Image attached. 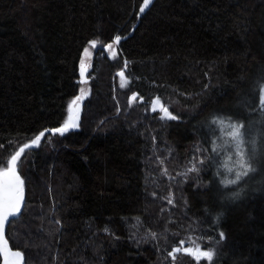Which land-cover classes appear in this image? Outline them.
Returning a JSON list of instances; mask_svg holds the SVG:
<instances>
[{"label": "trees", "instance_id": "obj_1", "mask_svg": "<svg viewBox=\"0 0 264 264\" xmlns=\"http://www.w3.org/2000/svg\"><path fill=\"white\" fill-rule=\"evenodd\" d=\"M144 3L0 0V172L24 147L27 192L8 239L25 264H264V175L237 198L213 143L264 123V0ZM93 41L80 127L52 132Z\"/></svg>", "mask_w": 264, "mask_h": 264}, {"label": "rangeland", "instance_id": "obj_2", "mask_svg": "<svg viewBox=\"0 0 264 264\" xmlns=\"http://www.w3.org/2000/svg\"><path fill=\"white\" fill-rule=\"evenodd\" d=\"M97 47L98 45L95 42V47H93L91 44V46L87 49L84 58L86 67H91L95 48ZM117 52L118 46L116 42H114L111 44V47L106 46L103 50V53L101 52V54L105 53L111 58H114ZM122 71L124 72L125 69ZM123 76L125 77V74H123ZM89 82L82 83L80 93L70 102L68 117L65 123L68 122L70 118H72L78 122L80 127L84 100L92 92ZM123 82L125 83V81ZM77 97H81V99L78 100L76 104H73V101L76 100ZM262 102L264 103V90ZM160 107L161 106H158L157 108L160 109ZM237 131H239V135H237ZM214 140V146H217L216 149L220 151L218 154L219 160H215L216 173L220 175V179L225 178L226 184L233 185V188L235 189L232 191V194H237L236 196L238 198L239 195H242L244 192H246L256 180L259 179L263 182L264 123L261 119H254L249 122L224 120L221 124L220 132L214 137ZM19 160L20 157L17 158V162ZM220 160H222V162H219ZM10 163L11 161L8 163L9 165L7 170L10 168ZM197 250L196 256L198 261L208 258L203 255V253H205L204 250Z\"/></svg>", "mask_w": 264, "mask_h": 264}, {"label": "snow or ice", "instance_id": "obj_3", "mask_svg": "<svg viewBox=\"0 0 264 264\" xmlns=\"http://www.w3.org/2000/svg\"><path fill=\"white\" fill-rule=\"evenodd\" d=\"M149 0H145L144 7L140 8V12L143 13L145 8L148 7ZM121 37L119 35L116 36V43H119ZM92 46L95 47V41L92 42ZM108 47H111L109 45ZM123 76V73H120ZM123 87V85H121ZM81 97H77L76 100L73 101V104H76ZM135 99V97H133ZM159 104V100L156 101ZM155 111L156 109L153 108ZM160 111L164 114V116L169 119H176L175 116L171 115L168 112L167 108H164L162 105L160 107ZM79 124L75 119L70 118L68 122L64 123L63 127L57 128L54 132H58L61 135L69 131L70 129L78 128ZM237 135H239V131H237ZM41 136H37L32 144L35 146H39ZM28 147V145H25ZM24 152V147L20 148L19 152L12 157L11 159V167L7 171L0 172V176L4 177L3 184H0V234L3 233L4 227L8 218L10 216H16L21 211V205L24 200V180L21 179L20 175L17 174L16 164L17 157L20 153ZM0 251H2L6 257V264H23L22 257L20 252L10 253L9 249L6 246V243L0 245ZM204 256L208 257L211 260V254L208 252L203 253Z\"/></svg>", "mask_w": 264, "mask_h": 264}, {"label": "water", "instance_id": "obj_4", "mask_svg": "<svg viewBox=\"0 0 264 264\" xmlns=\"http://www.w3.org/2000/svg\"><path fill=\"white\" fill-rule=\"evenodd\" d=\"M149 3H150V0H149ZM149 3H148V5H149ZM121 40H122V38L120 39L119 43H117V44H120ZM90 70L91 69L86 67L85 63L83 62V65L81 67V82L82 83H87V82L90 81V78L88 77ZM154 103H155V100H154ZM52 132H54V131H52ZM17 174L20 175L18 172H17ZM4 179H5L4 177L0 176V184H3ZM21 179H23V178L21 177ZM26 203H27V192L25 190V183H24V200H23V203L21 205V211L18 214H16V216H10L8 218V221L6 222L5 227H4V231H3L2 234H0V245H3V244L6 243V246L9 249L10 253L20 252L23 264L26 263V257H25V255H24V253L22 251L14 249L12 247V245H11L9 239H8L7 232H8V228H9L11 222L13 220L17 219L23 213ZM184 252L185 253H190V251H187V250H184ZM0 255H1V259H2L1 264H6V257H5V255H4V253L2 251H0Z\"/></svg>", "mask_w": 264, "mask_h": 264}, {"label": "flooded vegetation", "instance_id": "obj_5", "mask_svg": "<svg viewBox=\"0 0 264 264\" xmlns=\"http://www.w3.org/2000/svg\"><path fill=\"white\" fill-rule=\"evenodd\" d=\"M86 66V65H85ZM89 68V67H88Z\"/></svg>", "mask_w": 264, "mask_h": 264}, {"label": "bare ground", "instance_id": "obj_6", "mask_svg": "<svg viewBox=\"0 0 264 264\" xmlns=\"http://www.w3.org/2000/svg\"><path fill=\"white\" fill-rule=\"evenodd\" d=\"M85 58V57H84Z\"/></svg>", "mask_w": 264, "mask_h": 264}]
</instances>
